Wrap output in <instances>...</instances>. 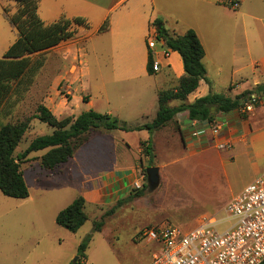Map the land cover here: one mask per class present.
<instances>
[{
    "label": "rangeland",
    "instance_id": "1",
    "mask_svg": "<svg viewBox=\"0 0 264 264\" xmlns=\"http://www.w3.org/2000/svg\"><path fill=\"white\" fill-rule=\"evenodd\" d=\"M133 2L135 0H113L107 6L105 0H40L39 14L47 22L62 15L70 18L81 15L88 19L90 26L86 28L89 29L79 40L82 41L80 46L86 43L89 72L93 75L104 68L106 46L122 31L124 35L135 32L139 22L137 16L131 14L124 21L122 17ZM258 2H262L261 8H264V0H250L246 5L259 8ZM154 3L160 15H153V18L180 33L185 32L187 27H193L201 32L208 30L212 41L223 44L235 38V25L239 20L237 14L231 6L218 0H154ZM151 7L152 0H147L144 10L148 12ZM16 8V1L0 0V57L18 36V31L9 21V15ZM101 18H109L110 31L91 35ZM81 27L84 26L78 27L76 37ZM148 33L147 27L145 46ZM250 38L254 37L250 35ZM217 45L219 43L212 44L213 47ZM52 48L33 54L34 60L44 58L43 67L27 74L8 98L0 110V126L32 115L40 103L49 106L46 102L55 96L57 85L61 94L65 93L68 100L72 101L74 116L91 109L82 96L91 92L96 99L94 88L90 90L87 82L67 86L71 81L69 66L77 63L73 58L75 50L66 52ZM253 112L254 109L248 115ZM52 131V126L33 118L31 128L25 133L15 153L25 150L35 136ZM131 141L133 143V139ZM46 151H33L28 156L29 160L21 163L29 188L28 197L13 198L0 190V264H69L75 261L77 264H143L158 250L159 245L145 238L133 242L140 240L139 231L142 228L159 223L187 227L214 216L216 228L224 230L233 222V217L225 209V203L240 191L244 182L254 173L245 155H241L235 163L217 160L211 165L208 163L210 159L204 160L197 156L169 157L166 170L170 176L165 184L169 186L168 189L163 186L154 191L147 180L144 189L146 197L141 195L137 200L136 196L130 197L138 189L133 186L110 203L86 204L85 211L89 218L76 232H72L56 222L58 210L78 195H83L82 192L86 190L71 181L70 168L74 167L77 159L84 163L96 161L98 157H82V149L78 152V158H72L60 168L49 171L39 166V157ZM160 191L165 192L166 208L154 203L153 196ZM120 199H123L121 204L118 203ZM113 207L114 210L108 213ZM98 223L99 229L95 228ZM89 234L91 237L84 250L86 256H83L79 254L78 248Z\"/></svg>",
    "mask_w": 264,
    "mask_h": 264
},
{
    "label": "crops",
    "instance_id": "2",
    "mask_svg": "<svg viewBox=\"0 0 264 264\" xmlns=\"http://www.w3.org/2000/svg\"><path fill=\"white\" fill-rule=\"evenodd\" d=\"M105 1L107 6L113 2V0ZM146 1L135 0L126 14H122L123 21L126 16H131V14L137 16L139 22L137 26L134 25L135 32L124 35L122 31L121 35L106 46L107 59L104 62V68L99 69L93 75L89 72L87 59L89 52L86 43L84 42L80 46L82 41L79 40L89 28L81 27L78 37H76V33L72 39L63 41L52 48L55 51L65 50L66 52L75 50L73 58L77 60V63H72L69 66L68 73L71 74V81L67 83V86L71 87L77 82L79 84L87 82L90 90L94 88L96 99L91 92L82 96V100H84V96L86 97L84 101L88 108L111 113L130 126L152 121L158 110L159 90L175 88L179 84L180 78L185 74L180 53L171 50L169 56L164 57L161 49L157 53L161 61L160 69L149 73L147 62L150 51L147 48L148 45L145 46L144 43L145 32L147 27L150 29L153 26L152 22L155 20L153 15H160V11L152 0L151 10L146 12L144 10ZM249 1L242 0L236 8H233L239 20L235 25V38L227 44L212 41L213 37L208 30L201 32L194 28L205 48L203 62L210 82L202 79L199 86L187 95L185 102H192L210 91L235 96L264 82V8H261L262 2H258L259 8L250 7L246 5ZM113 7L114 5L109 9ZM103 18L99 20L96 30H93L91 35L110 31V24L107 30L99 31V27L106 19L103 20ZM165 27L179 34L184 33ZM188 28L193 27L186 29ZM250 35L255 39H251ZM213 42L219 43V45L213 47ZM182 102L183 100L173 98L168 101V104L177 106ZM46 103L60 118L74 116L71 110L72 101L68 100L65 93L61 94L58 85L55 96ZM248 113L246 117H243L238 111L219 113L217 122L222 125V129L217 136H213L210 126H204L197 120H191L187 110L178 112L167 124L153 131L146 128L94 129L89 132L87 139L75 149L73 156L66 162L53 169H45L54 171L56 168H60L70 159L78 158V152L83 149L82 157H98V159L84 163L79 159L75 160L74 167L70 168L69 178L82 189H86L82 192L86 204L110 203L125 191L130 190L135 181H141L142 185L146 182V175L141 178V172L144 173L143 169L150 165L151 156L143 150L142 142L150 140L152 165L159 167V182L155 187H152V190L162 189L163 186L165 189L169 188L165 185L170 176L166 170L168 158L182 156L210 159L208 163L211 165L217 160L221 163H235L241 155H245L250 161L254 173L250 179L244 182L243 188L264 170V104L256 106L252 114L248 115ZM202 126L207 127L206 132H201L200 135L192 134L193 130L200 129ZM215 138L232 141L233 147L220 149L216 146ZM131 139H133V143ZM112 141L120 144L115 145ZM89 144L93 145L88 146ZM145 193L140 196L146 197ZM164 195L165 192L160 191L153 197L156 205L166 208L167 201ZM138 197L136 196L135 200ZM210 218L216 222V217L211 216ZM198 223L185 228L194 227ZM142 239L140 237V240L133 242ZM151 256L152 254L143 264H146Z\"/></svg>",
    "mask_w": 264,
    "mask_h": 264
},
{
    "label": "trees",
    "instance_id": "3",
    "mask_svg": "<svg viewBox=\"0 0 264 264\" xmlns=\"http://www.w3.org/2000/svg\"><path fill=\"white\" fill-rule=\"evenodd\" d=\"M17 3L16 11L9 15V21L18 31V36L8 46L0 57V110L8 98L16 91L18 85L27 74L38 70L44 64V58L33 59V54L48 50L63 41L72 39L79 26L89 27L85 16L77 15L72 18L62 15L53 21H45L39 14L40 0H14ZM161 21L155 19L152 24L157 26V37L164 42V46L178 51L183 59L185 74L180 78L179 84L172 89H163L158 92V110L154 119L137 126H130L117 116L99 112L94 109L82 111L77 116L60 118L47 105L40 103L36 111L16 122H7L0 126V190L3 194L13 198H26L29 196V188L26 183L21 163L29 160L31 152L47 149L40 156V164L44 168L53 169L66 162L73 156L75 149L88 137L91 130L103 129H142L153 131L167 124L178 112L187 110L191 120H197L200 124L211 126L217 121L219 113L233 111L241 112L246 117V112L241 111L245 98L253 91L264 93V82L253 89H247L240 94L230 96L223 92L210 91L208 94L196 98L192 102H185L187 95L195 90L202 79L210 82L207 77V69L203 62L205 48L194 28H188L179 34L166 28ZM109 18H106L99 27V31L109 28ZM147 69L153 73L152 56L149 52ZM183 100L180 105L171 106L170 99ZM86 100V97H83ZM33 118L46 122L53 127L51 133L37 135L28 144L27 148L15 153L25 133L31 127ZM207 127L200 128L206 132ZM150 140L143 141L142 146L146 154H149V164H153L152 146ZM148 180L146 168L143 169ZM147 182L142 188L135 189L130 194L140 196L144 193ZM123 199L118 200L121 204ZM86 199L83 195L75 197L67 206L59 210L56 222L72 232H76L89 218L85 211ZM114 207L110 209L112 212ZM100 223L95 228L99 229ZM89 234L79 245L78 252L86 256L84 250L87 247ZM70 262L69 264H77ZM264 264V260L260 263Z\"/></svg>",
    "mask_w": 264,
    "mask_h": 264
},
{
    "label": "built area",
    "instance_id": "4",
    "mask_svg": "<svg viewBox=\"0 0 264 264\" xmlns=\"http://www.w3.org/2000/svg\"><path fill=\"white\" fill-rule=\"evenodd\" d=\"M236 8L242 0H218ZM147 45L152 56V68L160 69L157 56L161 49L167 57L171 49L164 46L157 37V28L149 29ZM264 104V93L251 92L244 100L241 111L248 113ZM213 136L219 135L222 125L213 122L210 126ZM193 135H200L199 129ZM216 139L220 149H231L232 141ZM145 173L141 172V178ZM136 188L142 187L135 181ZM233 217L232 224L218 230L213 218L202 219L196 226L185 228L172 223H159L142 228L139 236L158 243V250L152 253L146 264H260L264 260V170L225 204Z\"/></svg>",
    "mask_w": 264,
    "mask_h": 264
},
{
    "label": "water",
    "instance_id": "5",
    "mask_svg": "<svg viewBox=\"0 0 264 264\" xmlns=\"http://www.w3.org/2000/svg\"><path fill=\"white\" fill-rule=\"evenodd\" d=\"M162 24L159 25V27ZM148 174L149 186L155 187L159 182V167L157 165H149L146 168Z\"/></svg>",
    "mask_w": 264,
    "mask_h": 264
}]
</instances>
